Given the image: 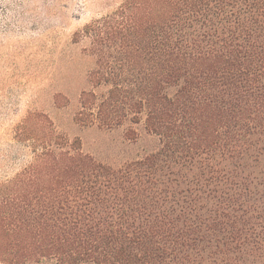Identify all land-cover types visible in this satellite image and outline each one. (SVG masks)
I'll list each match as a JSON object with an SVG mask.
<instances>
[{
	"label": "trees",
	"instance_id": "16d2710c",
	"mask_svg": "<svg viewBox=\"0 0 264 264\" xmlns=\"http://www.w3.org/2000/svg\"><path fill=\"white\" fill-rule=\"evenodd\" d=\"M118 12L75 34L107 93L84 90L74 120L113 129L145 114L159 146L113 166L44 131L34 163L0 184V261L264 264V0Z\"/></svg>",
	"mask_w": 264,
	"mask_h": 264
},
{
	"label": "rangeland",
	"instance_id": "374dc122",
	"mask_svg": "<svg viewBox=\"0 0 264 264\" xmlns=\"http://www.w3.org/2000/svg\"><path fill=\"white\" fill-rule=\"evenodd\" d=\"M124 1L0 0V184L34 163L44 131L52 135V145L56 134L78 139L84 153L113 166L159 146L144 129L145 114L138 125L126 119L113 129L74 120L82 92L95 89L87 77L93 63L75 34L118 14ZM95 90L99 96L107 93L106 86ZM26 128L31 134L25 135ZM128 129L140 134L136 142L128 141Z\"/></svg>",
	"mask_w": 264,
	"mask_h": 264
}]
</instances>
